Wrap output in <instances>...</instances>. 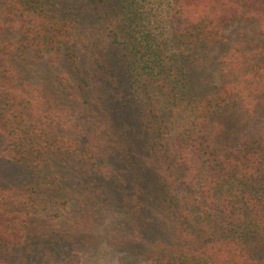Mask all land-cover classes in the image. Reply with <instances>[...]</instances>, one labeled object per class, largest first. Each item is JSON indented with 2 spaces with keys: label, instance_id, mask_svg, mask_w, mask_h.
Wrapping results in <instances>:
<instances>
[{
  "label": "trees",
  "instance_id": "obj_1",
  "mask_svg": "<svg viewBox=\"0 0 264 264\" xmlns=\"http://www.w3.org/2000/svg\"><path fill=\"white\" fill-rule=\"evenodd\" d=\"M153 6L0 0V161L31 169L36 187L0 189V264H7L11 247L45 238L53 225L50 209L41 208L73 194L70 179L45 165L48 158L62 167L63 160L113 156L134 167L165 228V238L147 250L149 264H264V0ZM233 22L242 31L229 46L221 36ZM120 31L124 46L111 57L109 40ZM77 42L91 44L85 69L72 54ZM215 47L220 77L201 88L195 70ZM44 56L69 64L61 87L30 82ZM49 92L83 105V121L64 120L44 100L45 93L57 105ZM120 141L131 152L120 153Z\"/></svg>",
  "mask_w": 264,
  "mask_h": 264
},
{
  "label": "rangeland",
  "instance_id": "obj_2",
  "mask_svg": "<svg viewBox=\"0 0 264 264\" xmlns=\"http://www.w3.org/2000/svg\"><path fill=\"white\" fill-rule=\"evenodd\" d=\"M147 2L150 7L154 5V8L155 5L160 4V0H147ZM154 8L151 15L156 17L159 13ZM155 25L156 23H154V27ZM139 29L136 28L137 34L140 32ZM165 30L155 28L153 33L157 35L162 33L164 37H168ZM240 31H242L240 25L234 22L229 24L222 30L221 41H226L229 46H232L238 40ZM112 35L114 34L112 33ZM109 43L113 47V49L110 48L111 57H114L116 56L114 55L115 51L120 53L124 46L123 32H119L115 42L109 40ZM90 45V42H77L73 45L72 54L77 58V66L82 69L87 67ZM169 51L170 49L167 48L166 52ZM219 52L217 47L211 49L209 60L202 62L195 70V73L200 72L203 77L199 80L201 88H210L220 77L217 69ZM203 63L204 65H202ZM65 73H70V66L65 57L60 56L58 60L52 61L44 56L38 63L35 61L30 82L34 88L50 85L52 89H56L61 87L58 78ZM209 81L212 84H209ZM213 91V89L210 90V92ZM49 95L57 101V105L48 102V96L45 99V93L44 100L58 113H63L64 120L66 119L68 122L83 121L81 111L83 105L79 106L72 102L68 96L67 98H58L57 94L51 95L50 92ZM120 105L121 103H118L117 107ZM127 105L131 111L133 105L129 103ZM66 109H69L68 115H66ZM84 110L87 114L89 113L88 107H85ZM128 117L129 121L135 124L134 115L130 113ZM51 124L45 123L44 125ZM95 133H97L96 129ZM83 137L86 139L94 136L85 135ZM118 141H115L117 146ZM119 146L120 153L125 150L127 153L130 151V144L120 141ZM134 153L135 155L131 158L133 161L135 160L136 167L140 162L135 151ZM55 162L48 158L45 165L59 171L63 175L62 177L70 179L73 194L68 193L67 200L57 197V200L55 199L49 208H45V206L41 208L43 213L50 209L47 217L51 222L48 224L52 223L53 226L46 230L47 236L38 241L28 239L18 246L11 247L5 256L6 263L149 264L146 259L147 250L156 239L165 238V228L155 212L154 201L150 200L149 196L144 191L142 192L136 183L137 175L133 171L134 167L122 160L120 156L110 157L108 161L99 157L92 162L63 160L64 166L62 167L60 166L62 161L56 158ZM150 174L155 176L153 172ZM34 183L35 175L31 169L13 162L0 161V189L9 186H28L36 189ZM36 218L41 219L37 215ZM66 230H69L74 240L66 239Z\"/></svg>",
  "mask_w": 264,
  "mask_h": 264
}]
</instances>
